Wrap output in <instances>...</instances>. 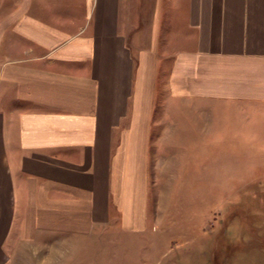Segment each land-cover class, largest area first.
<instances>
[{
	"label": "crops",
	"instance_id": "obj_1",
	"mask_svg": "<svg viewBox=\"0 0 264 264\" xmlns=\"http://www.w3.org/2000/svg\"><path fill=\"white\" fill-rule=\"evenodd\" d=\"M255 145L264 0H0V264H159L173 163Z\"/></svg>",
	"mask_w": 264,
	"mask_h": 264
},
{
	"label": "rangeland",
	"instance_id": "obj_2",
	"mask_svg": "<svg viewBox=\"0 0 264 264\" xmlns=\"http://www.w3.org/2000/svg\"><path fill=\"white\" fill-rule=\"evenodd\" d=\"M200 150L190 147V164L183 168L173 163L166 191L158 196V217L166 216L167 223L155 229L168 233L159 264H264V145L234 148L213 173L220 148L217 159L198 162ZM101 256L90 264H103Z\"/></svg>",
	"mask_w": 264,
	"mask_h": 264
}]
</instances>
